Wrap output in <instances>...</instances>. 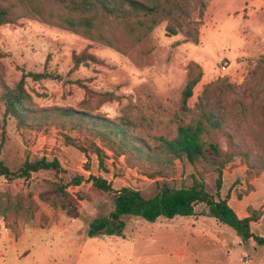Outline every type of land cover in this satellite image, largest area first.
Instances as JSON below:
<instances>
[{
	"label": "rangeland",
	"instance_id": "obj_1",
	"mask_svg": "<svg viewBox=\"0 0 264 264\" xmlns=\"http://www.w3.org/2000/svg\"><path fill=\"white\" fill-rule=\"evenodd\" d=\"M40 1L60 11L50 0ZM172 1L182 10L163 17L126 53L33 18L0 27V84L12 86L28 72L60 77L25 79L37 107L89 109L130 125L147 141L173 137L187 68L195 63L203 75L187 101L186 118H196L197 104L203 103L221 121L220 130L203 138L199 162L162 167L117 156L84 128L20 127L4 116L0 102V160L12 171L41 158L57 159L61 166L59 173L39 171L28 179L0 177V264H264V245L242 243L205 204L195 205L188 217L148 222L126 216L120 233L87 236L90 224L113 210L112 195L93 186L95 177L114 192L129 188L145 198L157 185L179 189L202 183L215 200L227 199L239 218L256 211L251 233L264 238V0ZM80 53L98 62L70 73L72 55ZM76 81L118 99L98 106Z\"/></svg>",
	"mask_w": 264,
	"mask_h": 264
},
{
	"label": "trees",
	"instance_id": "obj_2",
	"mask_svg": "<svg viewBox=\"0 0 264 264\" xmlns=\"http://www.w3.org/2000/svg\"><path fill=\"white\" fill-rule=\"evenodd\" d=\"M59 12L47 10L40 0H0V27L14 25L20 18H33L41 22L69 31L90 41L117 52L126 53L147 36L162 22L163 17H174L182 7L172 0H50ZM168 31L174 32L168 28ZM98 62L87 53L73 54L72 73L81 66ZM200 67L190 63L187 68V81L181 95V115L177 119V128L173 137L156 136L150 141L135 134L130 125L110 121L106 117L94 115L89 109H73L60 107H37L32 97L25 90V79L33 82L42 80H60L53 73H23L18 82L12 86L0 84V102L6 118L15 121L20 127L41 128L50 124L69 125L73 129H87L97 134L111 149L115 148L117 156L129 155L139 162L157 164L166 167L174 161H187L194 165L199 162L205 152L203 138L210 130H220L221 121L216 111L208 109L203 103L197 104V117L187 120V101L192 97L195 85L202 77ZM1 76V73H0ZM2 77V76H1ZM86 94L96 97L98 106L117 100L111 92H96L76 81ZM209 147L216 151V146ZM93 150L101 158L102 151L96 145ZM54 171L59 173L61 166L57 159L41 158L25 161L16 171H12L0 160V177L11 181L30 178L32 173ZM93 186L103 194L112 195L113 210L107 218L96 219L89 226L87 236H111L120 233L124 227L123 217H138L148 222L160 218L192 216L194 206L205 204L211 217L232 228L242 243L253 240L264 245V238L251 233V224L259 220L256 211L239 218L228 205L227 199L215 200L204 189L202 183L195 182L189 188H173L167 184L157 185L156 193L145 198L139 191L123 188L114 192L104 179L92 177ZM77 183L79 181H76ZM219 186V183L218 185Z\"/></svg>",
	"mask_w": 264,
	"mask_h": 264
},
{
	"label": "built area",
	"instance_id": "obj_3",
	"mask_svg": "<svg viewBox=\"0 0 264 264\" xmlns=\"http://www.w3.org/2000/svg\"><path fill=\"white\" fill-rule=\"evenodd\" d=\"M248 262H251V261H248Z\"/></svg>",
	"mask_w": 264,
	"mask_h": 264
}]
</instances>
